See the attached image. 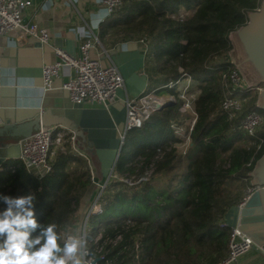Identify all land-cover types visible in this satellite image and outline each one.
I'll use <instances>...</instances> for the list:
<instances>
[{
    "label": "trees",
    "instance_id": "trees-1",
    "mask_svg": "<svg viewBox=\"0 0 264 264\" xmlns=\"http://www.w3.org/2000/svg\"><path fill=\"white\" fill-rule=\"evenodd\" d=\"M261 3L123 0L103 24L102 34L112 31L153 40L157 75L164 85L189 78L194 82L189 93L196 95L197 120L189 147L181 154L179 145L186 137L177 135L173 125L183 126L188 117L179 111L178 85L162 88L158 94L174 95L175 104L129 131L123 144L119 139L112 170L118 177L109 178L101 197L102 212L91 215L87 226L91 254L105 255L100 264H221L228 256L235 221L226 220L244 199L264 156V127L260 142L238 126L255 108L254 93L235 118L222 110L224 75L236 67L231 59L232 33L247 25L249 13ZM149 173L147 180L142 179ZM28 191L37 197L40 227L55 223L62 242L82 202L88 196L93 201L99 188L92 180L89 159L67 152L57 154L52 171L41 179L22 162L0 172V195ZM0 205L5 206L2 201Z\"/></svg>",
    "mask_w": 264,
    "mask_h": 264
},
{
    "label": "crops",
    "instance_id": "crops-1",
    "mask_svg": "<svg viewBox=\"0 0 264 264\" xmlns=\"http://www.w3.org/2000/svg\"><path fill=\"white\" fill-rule=\"evenodd\" d=\"M31 2L32 5L23 12L25 21L47 28L51 40L49 44L42 45L35 37L22 35L20 31L0 35L3 81L0 126L7 122L24 123L48 113L50 117H63L79 124L96 150V160L88 157L91 168L98 181H106L116 162L119 139L126 127L125 99L137 98L164 86L163 79L157 75L153 40L148 37V43L143 45L140 43L143 36L125 37L112 31L102 34L103 24L112 15L98 0ZM91 32L99 39L90 50L91 57L101 59L104 65L113 61L125 79V87L117 92L118 100L109 106L73 103L69 93L63 89L64 82L72 73L69 67L54 78L50 89L44 88L43 66L55 62L54 47L61 46L72 55H80V43ZM170 96L159 95L163 100L170 99ZM78 143L79 149L85 152L83 144ZM20 150V142L0 137V172L7 167L15 169L20 162ZM82 206L83 202L75 215L80 225L83 220L78 215ZM238 206L228 213V223L236 221ZM231 264H264V251L255 246Z\"/></svg>",
    "mask_w": 264,
    "mask_h": 264
},
{
    "label": "built area",
    "instance_id": "built-area-1",
    "mask_svg": "<svg viewBox=\"0 0 264 264\" xmlns=\"http://www.w3.org/2000/svg\"><path fill=\"white\" fill-rule=\"evenodd\" d=\"M103 5L109 15L114 14L123 5V0H98ZM32 5L31 0H0V35H10L20 31L22 35H31L35 37L42 45L50 43L51 34L47 28L40 26L36 22H26L24 19V10ZM148 37L143 36L140 40L141 44L148 43ZM99 41L98 36L90 33L86 39L80 43V55H72L61 46H55L54 52L56 60L53 63L43 66L44 88L50 89L53 80L58 76L65 67H69L72 71L68 80L64 82L63 89L69 93L71 101L75 104L93 103L109 106L118 100V90L125 87V79L118 68L112 61L104 65L101 59L91 57L90 50L94 48ZM187 80H191L190 78ZM224 80L227 82V89L221 104L222 110L229 115L230 119L235 118L243 111L250 100V93L257 95L255 108L247 111L244 117L239 122V128L244 130L251 138L260 140L259 132L264 127V112H261L262 101L261 95L263 88L258 84L251 83L247 80L245 74L236 65V67L224 75ZM183 81H171L163 87H158L150 93L143 94L137 98L125 99L126 105V127L124 133L121 134L122 144L125 142L126 135L129 131L142 128L145 123L152 117L154 108L151 103L153 100L163 102L159 97L158 92L162 88H173L178 85L179 98L181 104L179 111L182 115L187 116L183 126L173 125L174 131L181 138H185V144L190 143L189 134L192 132L196 120L197 113L194 109L196 95L190 94L189 90L192 85H183ZM2 64L0 59V107L2 101ZM193 95H195L193 97ZM192 96V97H189ZM168 100H176L174 95ZM21 150L19 161L22 162L27 170L38 178H43L53 169V158L58 153L70 152L76 156H82L88 159V155L79 149V143L76 135L70 129L63 126H44L41 127L29 138L20 142ZM261 148V144L258 149ZM151 173V172H150ZM142 179L147 180L150 176ZM116 178L118 175L111 172L106 181H98L95 171L92 169V180L99 188V192L93 200V206L89 207L88 215H86L83 224L80 225L81 230L85 228V233L82 235L86 240V254L83 257V264H100V261L105 259V255L93 256L91 248L87 241V226L91 215L102 212L101 197L108 186L109 178ZM260 187L256 184L246 193L244 199L239 204L238 209H241L251 194ZM3 207L0 205V209ZM86 226V227H85ZM73 226H68L63 232V240L74 234ZM121 239L118 236L117 240ZM116 240V241H117ZM229 254L221 264H231L236 262L240 257L249 252L256 245L255 241L247 233L240 228L239 216L231 227L229 238ZM98 253L102 252V248L96 246ZM99 258L98 262H95ZM109 264V262H107Z\"/></svg>",
    "mask_w": 264,
    "mask_h": 264
},
{
    "label": "water",
    "instance_id": "water-1",
    "mask_svg": "<svg viewBox=\"0 0 264 264\" xmlns=\"http://www.w3.org/2000/svg\"><path fill=\"white\" fill-rule=\"evenodd\" d=\"M264 0L261 7L249 13L247 25L240 28L239 33L234 35V45L243 49V63L253 64L255 80L264 79ZM262 108L264 109V88L261 95ZM175 104L173 100L160 102L153 100L151 105L155 111H162ZM44 114L33 120L12 124L7 122L0 126V137L9 138L12 142H21L32 136L41 125H63L72 130L78 141L83 144L84 150L92 159L97 158L94 143L88 140L85 131L79 124L71 122L63 117H54ZM257 182H262V187L256 189L245 205L238 209L240 228L255 241L256 245L264 251V156L259 161L256 170L252 174ZM256 184V183H255ZM96 258L95 262H98Z\"/></svg>",
    "mask_w": 264,
    "mask_h": 264
},
{
    "label": "clouds",
    "instance_id": "clouds-1",
    "mask_svg": "<svg viewBox=\"0 0 264 264\" xmlns=\"http://www.w3.org/2000/svg\"><path fill=\"white\" fill-rule=\"evenodd\" d=\"M36 200L33 191L0 195V264H83L85 238L77 231L61 242L55 223L40 227Z\"/></svg>",
    "mask_w": 264,
    "mask_h": 264
},
{
    "label": "rangeland",
    "instance_id": "rangeland-1",
    "mask_svg": "<svg viewBox=\"0 0 264 264\" xmlns=\"http://www.w3.org/2000/svg\"><path fill=\"white\" fill-rule=\"evenodd\" d=\"M183 13H185V11L183 10L182 11ZM240 32V29L239 30H237V31H235L234 33H232V35H231V39H232V41H233V44H234V35L233 34H235V33H239ZM231 59H232V61L242 70V72L245 74V76H246V78H247V80L248 81H250L251 83H254V84H258L259 86H261L262 88H264V79L263 80H259V81H256L255 80V72H254V67H253V64H247V63H243L242 62V60H243V49H242V47H238V46H235L234 45V48H233V50H232V52H231ZM193 81L192 80H184L182 83H181V86H183V85H185V84H187V85H192L193 86ZM195 95H193V97H194ZM189 97H192V96H189ZM179 147H180V149L178 150L181 154L183 153V152H185L187 149H188V147H189V144L187 145V144H184V145H179ZM178 152V153H179ZM124 181H129L127 178H124ZM251 184H248L249 186H247L245 189H246V193L248 192V190L250 189V188H253V185H255V183H256V186L257 187H262V182H257L256 180H255V177H253V179L251 180V182H250ZM93 203H94V201H92L90 198H89V196L83 201V206L81 207V211H80V215H78V218H80L81 217V219L83 220H85V217H86V215H88L87 213H88V210H89V208L88 207H92L93 206ZM88 208V210H86ZM79 211V210H78ZM83 220V221H84ZM79 221H78V219H77V216H75L74 217V221H73V223L71 224V225H69V226H73V228H75L74 229V232L76 231H79V228H80V226H79ZM86 227V226H85ZM89 228H87V230H88ZM86 230V231H87ZM89 232H91V229H89L88 230ZM88 231H87V233H88ZM81 235H83L84 233H85V228H84V225H83V228L81 229V231L79 232ZM90 235V234H89ZM100 236V235H99ZM90 244V242H88V245Z\"/></svg>",
    "mask_w": 264,
    "mask_h": 264
},
{
    "label": "bare ground",
    "instance_id": "bare-ground-1",
    "mask_svg": "<svg viewBox=\"0 0 264 264\" xmlns=\"http://www.w3.org/2000/svg\"><path fill=\"white\" fill-rule=\"evenodd\" d=\"M262 14H264V12Z\"/></svg>",
    "mask_w": 264,
    "mask_h": 264
}]
</instances>
